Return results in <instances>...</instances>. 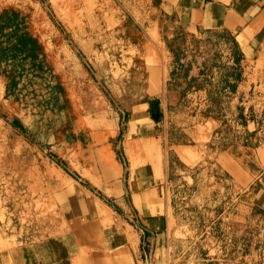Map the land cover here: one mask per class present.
Returning a JSON list of instances; mask_svg holds the SVG:
<instances>
[{"label": "rangeland", "instance_id": "1", "mask_svg": "<svg viewBox=\"0 0 264 264\" xmlns=\"http://www.w3.org/2000/svg\"><path fill=\"white\" fill-rule=\"evenodd\" d=\"M134 2L0 0V113L17 119L24 130L0 116V242L52 241L65 233L69 211L81 215L92 197L118 212L91 179L103 174L110 157L126 178L133 165H141L139 141L150 140L153 132H141L133 120L138 116L166 124V110L193 119L217 118L222 128L209 151L236 154L239 146L259 142L244 130L246 108L257 109L256 90L241 100L229 87L237 81V75H229L236 49L232 36L188 34L173 28L163 13L154 15L160 37L155 50L167 80L162 92L151 94L142 50L146 26L139 23ZM204 91L207 97L200 96ZM153 101L159 103L158 119L151 115ZM250 108L248 118L255 120ZM174 119L169 117L171 136L163 143L168 164L160 187L188 232L183 238L174 231L173 264H231L225 255L245 253L246 245L262 254L260 223L248 239L245 234L236 238L239 229L229 223L219 225L221 214L236 212L226 174L208 158L189 175L179 173L183 165L169 147L187 141L174 130ZM202 169L211 180L205 190L187 180ZM214 251L218 255H210Z\"/></svg>", "mask_w": 264, "mask_h": 264}, {"label": "crops", "instance_id": "2", "mask_svg": "<svg viewBox=\"0 0 264 264\" xmlns=\"http://www.w3.org/2000/svg\"><path fill=\"white\" fill-rule=\"evenodd\" d=\"M134 4L139 9V23L146 26L147 43L142 50L151 94L162 92L163 79L167 80L155 50L160 37L158 17L154 15L163 13L173 28L188 34L224 31L234 37L244 68L235 95L246 100L256 90L252 101L257 109L246 108L244 130L254 134L259 142L239 146L236 154L219 149L209 151V144L222 128L217 118L193 119L184 114L174 116L166 110V124L138 116L133 120L141 132H153L150 140L139 141L141 165H133L126 178L110 157L103 164V174L91 179L105 196L114 200L118 212L92 197V204L86 205L81 215L69 211L63 223L65 233L52 241L25 246L0 242V264H173L174 231H181L182 237L187 238L188 229L185 224L180 225L160 187L166 180L168 159L162 149L171 136L169 117L172 122L176 118L174 130L187 141L169 147L172 157L183 165L179 173L189 175L208 158L229 177L237 198L236 212L221 214L219 225L225 227L229 223L239 229L238 239L244 234L248 239L257 222L264 227V126L260 127L258 122L260 118L264 122V0H135ZM144 7L148 11L142 13ZM165 91L170 93L168 89ZM200 96L207 97L206 91ZM249 108L255 120L248 118ZM160 111L164 114L163 105ZM187 180L190 184L198 183L203 190L206 189L203 185L211 181L204 169ZM239 245L241 248L242 243ZM252 248L246 245L245 253L241 254L245 264H264V255Z\"/></svg>", "mask_w": 264, "mask_h": 264}, {"label": "trees", "instance_id": "3", "mask_svg": "<svg viewBox=\"0 0 264 264\" xmlns=\"http://www.w3.org/2000/svg\"><path fill=\"white\" fill-rule=\"evenodd\" d=\"M232 39H233V44L235 45L236 49H235L234 60H233L234 65L229 68L231 70V71H229V75H237V81L236 82H230L229 87L232 89V91H235L237 89L239 82H241V80H242L243 69H242V65H241V60L243 57H242V54H241L239 48L236 45V42H235V39L233 36H232ZM236 70H238V71H236ZM0 116L2 118L6 119L7 121H9L15 127L21 129L22 132H24L23 128L21 127V124L19 123V121H17V119H11L7 116L2 115L1 113H0Z\"/></svg>", "mask_w": 264, "mask_h": 264}, {"label": "built area", "instance_id": "4", "mask_svg": "<svg viewBox=\"0 0 264 264\" xmlns=\"http://www.w3.org/2000/svg\"><path fill=\"white\" fill-rule=\"evenodd\" d=\"M241 254L242 253H234V254H232V256L226 254L225 255L226 257H225L224 261L225 262L229 261L231 264H234L235 262L238 263V264H245V261L242 258ZM262 254L264 255V252Z\"/></svg>", "mask_w": 264, "mask_h": 264}, {"label": "water", "instance_id": "5", "mask_svg": "<svg viewBox=\"0 0 264 264\" xmlns=\"http://www.w3.org/2000/svg\"><path fill=\"white\" fill-rule=\"evenodd\" d=\"M159 103L157 101L151 102V115L154 119L159 118Z\"/></svg>", "mask_w": 264, "mask_h": 264}]
</instances>
